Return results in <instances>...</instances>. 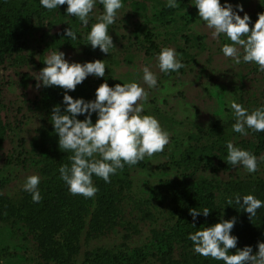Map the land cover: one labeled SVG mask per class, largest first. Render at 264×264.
Returning a JSON list of instances; mask_svg holds the SVG:
<instances>
[{
  "label": "rangeland",
  "instance_id": "rangeland-1",
  "mask_svg": "<svg viewBox=\"0 0 264 264\" xmlns=\"http://www.w3.org/2000/svg\"><path fill=\"white\" fill-rule=\"evenodd\" d=\"M122 2L115 23L109 26L115 46L109 54L92 49L85 38L96 16L103 12L101 4L94 7L88 25L79 26L80 37L73 47L58 42L57 36L69 21L66 5H59L46 18L33 20L24 48L0 62L3 264H83L91 252L118 254L144 247L150 254L137 264H162L163 258L187 264L193 255H199L190 245L181 248L172 243L169 255L152 247L154 234L169 230L179 218L176 199L168 190L170 183L209 182L216 201L222 199L227 183L243 181L246 189L255 188L256 183L264 188V142L259 138L264 132L248 130L243 136L233 132L230 106L236 102L251 111L264 104V72L255 64L236 65L232 58L223 56L220 48L230 41L223 34L218 40L211 38L212 30L199 19L193 0H178L172 14L163 8L165 0ZM131 2L139 3L140 8ZM228 3L234 8L241 4L243 12L238 14L250 17L262 0ZM162 47L174 48L184 67L176 73H161L155 54ZM55 49L70 63L105 61L103 78L89 75L79 84L90 100L102 82L110 87L139 83L148 93L141 115L154 116L169 133V143L162 152L126 165L110 177V182L93 176L98 189L93 198L69 193L59 178V157L50 146L56 136L50 123L52 107L59 105L63 111L64 104L57 98L55 87L37 88L35 78L45 66L44 59ZM145 65L157 75L155 88L149 89L141 79ZM91 119L94 123L95 113ZM226 142L254 154L257 171L248 173L240 165H228ZM33 174L41 177L39 203L21 190L26 177ZM108 185L115 193V203L104 215L98 204ZM253 250L254 254L257 249Z\"/></svg>",
  "mask_w": 264,
  "mask_h": 264
},
{
  "label": "clouds",
  "instance_id": "clouds-1",
  "mask_svg": "<svg viewBox=\"0 0 264 264\" xmlns=\"http://www.w3.org/2000/svg\"><path fill=\"white\" fill-rule=\"evenodd\" d=\"M40 5L47 10H57L59 5H66V13L77 18L82 26L89 23L90 14L97 3L103 6V12L96 16V22L87 32V44L92 49L99 48L104 54H109L115 48L109 35V26L117 19L118 11L123 7L122 0H39ZM192 5L197 10L199 19L211 29L210 36L214 40L223 34L230 43H224L220 51L225 57L232 58L234 64L241 62L255 64L259 71L264 72V12L249 23L251 18L247 13L242 16L243 6L236 4L235 8L228 0H193ZM178 0H165V7L176 8ZM67 38L76 40V32L71 27L64 29ZM156 66L161 73H176L184 67L179 54L171 47H162L155 54ZM44 67L36 73V87H56L63 89V111L59 105H53L50 123L58 137V146L64 151H70V165H61L58 169L59 178L67 186L72 195L93 198L98 191L93 183V176L110 182V177L122 171L124 166L135 165L162 152L169 143V133L163 129L159 121L152 115H141L144 101L148 93L139 83H118L109 86L102 82L95 89L94 99L73 98L68 94L74 91L89 75L103 78L106 64L103 59L90 62H69L65 54L53 50L43 61ZM142 81L149 89L157 86V75L148 65L142 68ZM232 131L243 135L248 130L264 132V104L249 111L241 104L231 103ZM95 113L96 120L92 122ZM78 115L84 118L77 119ZM226 163L231 166L240 165L248 173H254L258 168L257 157L250 151L235 147L232 142H226ZM41 177L27 176L21 190L31 195L34 203L42 199L38 185ZM238 204L249 217L255 216L257 209L264 207V200L252 194H233L227 199L226 205ZM210 209L205 207L198 211L191 208L193 228L198 216L207 217ZM235 218L223 219L210 226L197 229L188 234L195 253L222 261L223 264H264V242H257V251L253 254L251 246H244L234 254L229 249L235 248L237 237L230 234ZM3 264V261H0Z\"/></svg>",
  "mask_w": 264,
  "mask_h": 264
},
{
  "label": "trees",
  "instance_id": "trees-1",
  "mask_svg": "<svg viewBox=\"0 0 264 264\" xmlns=\"http://www.w3.org/2000/svg\"><path fill=\"white\" fill-rule=\"evenodd\" d=\"M123 1L126 2L127 0ZM132 3L134 8H140L139 3ZM163 8L168 14H172L175 10V8L165 7V3H163ZM53 11L43 8L39 0H0V62L4 61L7 56L20 52L24 48L27 34L32 28L31 23L33 20L46 18ZM262 12H264V0H262L260 7L250 16V28L252 23L257 19L258 14ZM80 25L81 22L69 14V21L64 29L71 27L76 32L77 39L72 40L67 38L64 35L63 29L61 34L57 36L60 38L58 40L59 44L70 47L75 46L80 37ZM55 91L57 98L62 99L64 90L56 86ZM68 94L74 99L83 98L90 100L91 98L89 94H84L83 87L79 85L76 86L74 91L68 92ZM83 118L82 115L77 116V119L82 120ZM259 138L260 142H264L262 134L259 135ZM1 144L2 132L0 123V147ZM50 146L59 157V166L65 164L70 165L69 157L72 153L59 148L57 135L52 139ZM117 173H120V170ZM245 186H247V183L243 181L227 183L221 192L222 195L224 194L222 199H217L216 201L212 184L209 182L182 180L170 183L168 190H170L172 197L176 199L179 208V218L169 230L161 234H154L155 238L152 247L159 250L163 249L165 251L164 254L169 255L173 251L172 243L179 244L181 248L189 247V245L192 246V242L187 238L189 233H194L197 229H202L203 227L217 223L221 218L227 220L234 217L235 224L231 231L235 230L233 235L237 237V244L235 248L228 250L229 253L234 254L244 246H251L254 252L255 250L253 249H257V242H264V233L261 231V229H264V207L257 209L255 216L249 217L235 202L231 205H226L227 199L232 197L233 194H240L241 196L252 194L256 198L264 200V188L262 185L256 183V187L252 189H246ZM111 189L112 187L108 185L107 190L103 193L101 201L98 204L104 215L109 214L108 212L115 203V193ZM205 207L210 209L209 215L207 217L203 215L198 216L195 221V228H193L191 225L193 224V220L189 214V210L196 208V210L200 211ZM188 252L189 250L185 254L188 255ZM149 254L150 251L145 247L126 250L125 252L122 251L118 254L111 253L108 250H100L88 253L83 264H137L139 261L146 259ZM191 258L190 262H186L187 264L223 263L222 261L199 255H193ZM176 262L171 259H162V264H175Z\"/></svg>",
  "mask_w": 264,
  "mask_h": 264
}]
</instances>
